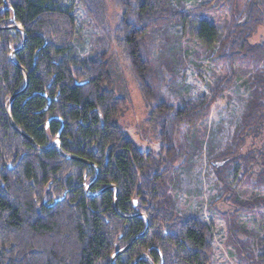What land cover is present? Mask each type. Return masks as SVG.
<instances>
[{"label":"trees","instance_id":"trees-1","mask_svg":"<svg viewBox=\"0 0 264 264\" xmlns=\"http://www.w3.org/2000/svg\"><path fill=\"white\" fill-rule=\"evenodd\" d=\"M72 1L94 32L84 57L74 50L71 2L0 0V264H135L141 255L147 259L138 264H213L209 222L179 215L172 194L181 167L202 152L223 163L214 166L218 197L207 210L223 221L226 245L238 264H264V234L241 223L264 218V143L241 152L246 137L264 126V0H206L190 10L181 0H113L121 11L113 28L105 0ZM215 12L225 14L221 26L201 19ZM187 28L222 74L207 96L190 97L186 68L170 55ZM119 66L148 112L140 143L120 121L130 103L115 87ZM241 77L248 96L229 142L217 141L220 131H207L205 123ZM56 139L59 150L50 148ZM218 203L230 209L217 211Z\"/></svg>","mask_w":264,"mask_h":264},{"label":"rangeland","instance_id":"rangeland-1","mask_svg":"<svg viewBox=\"0 0 264 264\" xmlns=\"http://www.w3.org/2000/svg\"><path fill=\"white\" fill-rule=\"evenodd\" d=\"M65 1L71 2L72 13L74 14L77 24V40L74 50L79 57L90 55L92 47L94 46L92 43L94 32L91 24L76 1ZM172 1L176 5L180 4L178 3L179 0ZM204 1L206 0H181L180 2L185 9L190 10ZM105 8L107 27L113 28L119 20L121 11L116 8V4L113 0H105ZM201 17V19L211 17V22L216 26H221L224 22L225 14L223 12H215L211 15L203 14ZM261 38L262 33L259 32L253 41L258 42ZM155 39L158 38H154L151 41L154 54L152 59L155 66H157L159 63L157 58L160 54V48L158 41ZM173 43L175 44L174 41ZM179 46L180 50L175 49V52L170 53V55L174 56L175 59L177 58V60L180 58L182 65L186 68L184 71L186 75L185 86L188 89L187 91L190 97H198L200 93H204L206 96L209 95L211 88L222 75L221 72L214 67V64L209 59L208 52L199 45L192 34H190L188 28L186 33L179 38ZM178 67L179 66L176 65L175 69H178ZM117 70H115L116 90L122 94V96L126 95L130 103L127 112L124 114L125 116H123L120 121L123 126L128 127L129 135L132 136L137 143H140V132L143 133V136H147L148 126L146 120L148 112L129 71L124 66H119ZM167 73V71L163 70L161 78L164 77L165 80H167ZM174 76L176 79L175 81H177L176 84L180 86L181 82H179L177 71ZM175 88L176 90L178 89L177 87ZM180 88L183 89L182 86H180ZM247 88L248 82L245 77H241L230 91L224 93L221 98L212 105L205 127L209 132L216 131V129L220 131L215 140H227L229 142L227 138L228 133L233 129L238 119L240 104L243 103L248 96ZM168 95L170 96L169 93ZM171 101L172 103H176L174 100ZM136 127L140 130L136 131ZM262 143H264V126L259 132L246 137L245 145L241 152H246L247 148L259 147ZM144 144L150 149L153 146L150 144V141ZM212 158L214 157L209 159L206 158L205 153L202 152L200 153V157L194 160V163L192 162L189 167H181L179 171V182L172 191L173 196L177 198L176 211L181 216H202L209 222L214 239L213 264H238L234 257L233 250L225 243L226 228L223 221L214 212L207 210V205L210 200L218 197V190L213 187L214 166L215 164L218 166L223 165L221 161ZM246 189L248 188H242L240 191V193H242V198H246V195L249 194L245 192ZM62 199L63 197L57 198L56 202ZM216 209L217 211H225L230 209V207L227 203H218L216 204ZM241 223L242 227L246 230H256L260 236H263L264 218L253 215L247 216L242 219Z\"/></svg>","mask_w":264,"mask_h":264},{"label":"water","instance_id":"water-1","mask_svg":"<svg viewBox=\"0 0 264 264\" xmlns=\"http://www.w3.org/2000/svg\"><path fill=\"white\" fill-rule=\"evenodd\" d=\"M14 28H18V27H17V26H14ZM18 29H19V28H18ZM24 43H25V40H24V42H23L22 47L24 46ZM22 47H20V49H21ZM20 49H19V50H20ZM15 53H16V52L11 53V55H10V59H11V60L13 59V55H14ZM13 98H14V97H12V98L10 99V101L7 103V108H8V106H9L10 102L13 100ZM9 121H10V125H11V127H12L13 129H15L17 132H19L22 136L26 137V138L28 139L29 143H30L32 146H34V147H35L36 149H38L39 151L42 150V148L35 146L31 139H29V138H28L23 132H21L20 130H18V129L13 125V123H12L10 117H9ZM56 145H57V141L53 142V144L51 145L50 148H53V147L56 146ZM59 149H60V148L58 147V150H59ZM68 158H71V157H68ZM106 189H107V188H106ZM106 189H104V190H106ZM86 190H88V189H86ZM116 207H117V201H116V199H115V208H116ZM147 227H148V225H147ZM146 230H147V229H146ZM145 232H146V231H145ZM145 232H144L143 234H141V235H139V236L133 238V239L130 241V243H129L126 247H124L123 249H121L120 251H118L117 253H115V254L112 256V258H111V262H113L118 256H120V255L123 254L126 250H128V249L131 247V245L134 243L135 240H137V239L143 237V236L145 235ZM138 259H139V258H138ZM138 259H136L135 264H138Z\"/></svg>","mask_w":264,"mask_h":264},{"label":"flooded vegetation","instance_id":"flooded-vegetation-1","mask_svg":"<svg viewBox=\"0 0 264 264\" xmlns=\"http://www.w3.org/2000/svg\"><path fill=\"white\" fill-rule=\"evenodd\" d=\"M10 29H15V28H14V26H11ZM15 54H16V53H15ZM15 54H14V55H15ZM14 55H13V57H14ZM11 61H13V59H12ZM56 141H57V145H56L55 147L58 149V147L60 148V141H59V139H56ZM95 181H96V180H95ZM95 181H92V183H90L88 189H90V188L92 187V184H93ZM140 215H141V214H135V217H138V216L141 217ZM146 232H147V230H146ZM146 232H145V234H146ZM135 241H136V240H135ZM135 241H134V242H135ZM129 243H130V242H129ZM129 243H128V244H129ZM131 246H132V245H131ZM116 253H117V252H116ZM138 258H139V259H138ZM136 259H138V262H139L140 259H147V255H141V256H138ZM150 264H151V263H150Z\"/></svg>","mask_w":264,"mask_h":264},{"label":"bare ground","instance_id":"bare-ground-1","mask_svg":"<svg viewBox=\"0 0 264 264\" xmlns=\"http://www.w3.org/2000/svg\"><path fill=\"white\" fill-rule=\"evenodd\" d=\"M122 218V217H121ZM130 249V248H129Z\"/></svg>","mask_w":264,"mask_h":264}]
</instances>
